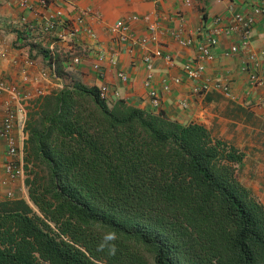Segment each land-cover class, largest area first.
<instances>
[{"label": "trees", "instance_id": "16d2710c", "mask_svg": "<svg viewBox=\"0 0 264 264\" xmlns=\"http://www.w3.org/2000/svg\"><path fill=\"white\" fill-rule=\"evenodd\" d=\"M26 109L27 199L0 200V264H264L244 153L203 124L76 80Z\"/></svg>", "mask_w": 264, "mask_h": 264}, {"label": "crops", "instance_id": "0c3cea01", "mask_svg": "<svg viewBox=\"0 0 264 264\" xmlns=\"http://www.w3.org/2000/svg\"><path fill=\"white\" fill-rule=\"evenodd\" d=\"M57 9L66 18H73L87 9L91 13L85 17L76 37L61 40L39 28L46 10L38 7L26 9L19 0H0V49L6 53L0 57L1 82L17 86L30 98L35 97L39 90L46 93L74 80L88 86L105 85L110 87L109 103L121 98L141 109L162 112L169 119L181 123L203 124L213 137L244 153L237 176L264 206V85H250L241 66L245 58L242 49L237 53L230 52L233 45L240 47L239 35L224 31L218 34L215 58L207 63L205 72L211 77L224 75L229 78L230 96L216 90L196 93L194 82L185 77L182 69L184 62L195 57L197 46L217 16L221 18L223 29L236 13L253 16L249 44L256 54L264 56V0H50L48 10ZM256 9L262 11L256 12ZM177 13L183 15L182 20L178 19ZM132 16L137 19H131ZM21 17L26 18L27 24H22ZM119 19L125 20L136 36L148 35V24L156 25L158 43H148L147 48L152 50L161 46L175 61V66L170 67L162 58L153 60L151 85L161 99L157 107L151 104L144 86L146 69L141 56L146 49L131 45L130 41L122 44L108 31V27ZM180 25L184 29V37L192 38V44L180 45L170 35ZM99 53L103 54L102 58ZM49 56L56 61L58 80L41 74L48 70ZM75 56L80 59L78 64L72 62ZM94 62L102 66V77L92 70ZM119 71L127 74V81L118 77ZM176 76L181 81L172 83L168 91H163L161 80ZM9 98L8 92H0V113ZM179 100H186L187 106L182 107ZM13 137L22 152L25 135L16 127ZM19 157L21 153L15 158ZM7 159V140L0 139V200L7 199L8 191L13 197L27 199L23 173L10 181L3 169Z\"/></svg>", "mask_w": 264, "mask_h": 264}, {"label": "built area", "instance_id": "2783aa9c", "mask_svg": "<svg viewBox=\"0 0 264 264\" xmlns=\"http://www.w3.org/2000/svg\"><path fill=\"white\" fill-rule=\"evenodd\" d=\"M20 4L26 9L41 8L46 10L42 16V22L39 28L44 32L53 34L57 36L58 39L67 40L76 37L78 31L83 24L85 17L90 16L91 11L89 9L81 11L78 15L73 18H66L60 9L50 11V0H37L35 4L28 2L27 0H19ZM256 12H261L262 10L256 9ZM97 16V15H95ZM179 20H182L183 15L177 13ZM131 19H137L136 16H132ZM22 24H27L26 18H20ZM221 18L219 16L213 19V26L209 29L208 33L205 35L203 41L197 46V53L195 57L188 59L182 64V69L184 75L188 80L194 82V91L196 93H206L209 91H220L224 95H231V85L229 78L224 75H217L214 77L205 74L207 63L211 62L215 58L214 51L218 45V34L221 32L236 33L239 35L241 40L240 47L233 45L230 49L231 53H237L242 49L245 53V58L242 63V70H244L248 75V80L251 86L264 85V56L256 54L249 44V32L254 23L253 16L246 15L244 13H236L233 15L231 22L226 29L220 26ZM33 28V27H32ZM148 35L136 36L134 35L128 23L125 20L119 19L112 25L108 27V31L115 35L116 39L120 43H127L130 41L131 45H137L142 49H146L141 56V60L146 69V75L144 80V86L147 88V94L150 98L151 104L157 107L160 103L159 93L152 87L151 83L154 78V68L153 60L154 58H162L170 66H175V61L172 55L162 49L161 46H156L152 50L147 48L148 43H158V37L156 34V25L148 24ZM91 34V32H89ZM170 35L183 46H188L192 44V38L184 37V29L181 25L173 29ZM264 45V41L262 42ZM6 55L5 51L0 49V57ZM99 57H103L102 53H99ZM113 61L115 59H112ZM72 62L78 64L80 62L79 57H73ZM92 70L96 73L98 77L103 76L102 66L98 62L92 64ZM42 76L48 79H59V75L55 70V64L51 62L48 65V70H43L41 72ZM118 77L122 81H127L128 76L124 71L118 72ZM181 81L180 77L163 78L161 80V86L163 91H168L172 83H179ZM62 87V86H61ZM99 88V96L103 99L108 100L109 98V88L105 85H101ZM0 92H8L10 95V100L6 102V107L2 113H0V139L7 140V155L8 159L3 163V169L10 181L17 179L18 174L24 175L23 172V160L22 152H20L19 147L15 138L13 137L14 128L18 127L24 133V125L26 120V99L30 98L28 93H25L17 86L4 83L0 81ZM47 93V92H46ZM115 95L118 93L113 91ZM45 94L41 90L38 91L37 95ZM33 98V97H32ZM31 99V98H30ZM182 107L187 106L186 100H179ZM26 138V135H25ZM24 139V137H22ZM24 142V141H23ZM21 153L20 159L15 157ZM7 198H14L12 192H7Z\"/></svg>", "mask_w": 264, "mask_h": 264}, {"label": "rangeland", "instance_id": "374dc122", "mask_svg": "<svg viewBox=\"0 0 264 264\" xmlns=\"http://www.w3.org/2000/svg\"><path fill=\"white\" fill-rule=\"evenodd\" d=\"M26 104H28V102Z\"/></svg>", "mask_w": 264, "mask_h": 264}]
</instances>
